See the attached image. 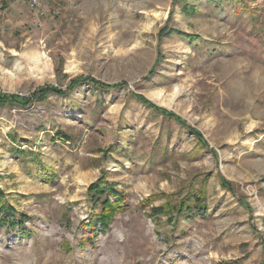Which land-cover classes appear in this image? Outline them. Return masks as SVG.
I'll use <instances>...</instances> for the list:
<instances>
[{
	"label": "rangeland",
	"instance_id": "1",
	"mask_svg": "<svg viewBox=\"0 0 264 264\" xmlns=\"http://www.w3.org/2000/svg\"><path fill=\"white\" fill-rule=\"evenodd\" d=\"M41 3L0 0V264H264V0Z\"/></svg>",
	"mask_w": 264,
	"mask_h": 264
},
{
	"label": "trees",
	"instance_id": "2",
	"mask_svg": "<svg viewBox=\"0 0 264 264\" xmlns=\"http://www.w3.org/2000/svg\"><path fill=\"white\" fill-rule=\"evenodd\" d=\"M79 80L80 79H74V80H72L70 82L69 86H68L69 90L74 89V87L78 84ZM90 84H93V85L95 84L96 86H98L102 90L115 89L116 87L119 86V85H113V86H111V85H103L101 83L94 82V81H90ZM48 93L63 94L59 90H55V89H44V90H40L38 93H36L35 94V97H39V96L45 97L46 95H48ZM134 98L137 101L141 102L148 109L153 110L154 112H157V113L163 115L164 117H166L168 119H172V120L179 121V122L181 121L180 118L178 116H176L175 114L170 113V112H168V111H166L164 109L157 108L154 105L150 104L149 102L143 100L139 96H135L134 95ZM29 102H30L29 99L27 100V99L21 98L18 95H14V96H2V97H0V105L6 104V103H10V104H17V105H23L24 106V105L29 104ZM181 125L182 126H185V123L182 122ZM191 132H192L193 135L201 138V135L197 131L191 129ZM101 182L102 181H100V183H99L100 185L98 184L96 186H91L90 187V192L91 193L92 192H95L99 196H102L105 193L109 192L110 194H112L113 197L118 198L119 201H121V195L117 191H115V190L113 191V187L111 185L110 186H108V185H105L104 186ZM193 204H194L195 211L198 212L199 215L200 214H203V213L205 214L204 207L201 205V200L198 197H194ZM110 205H111V203L109 201H107V200L104 201V203L102 204V206H106L105 208H107V209H108V207H110ZM112 209L115 210V211L116 210H118V211L120 210L121 211V206L119 208L114 207ZM173 210H175V208H173ZM2 211H7L8 212V208L7 207H4V206H0V212H2ZM176 211H177V213H182L183 211L191 212V207L188 205V201L185 202V203L182 202L178 206V208L176 209ZM102 218H103V216H102ZM5 219H6V221L8 223H10L7 218H5ZM5 219L0 218V225L5 221ZM106 220H107V218L99 219L98 223H96V224L97 225H100L103 229H106L108 227V224H109V222H106ZM13 223H14V221H13Z\"/></svg>",
	"mask_w": 264,
	"mask_h": 264
},
{
	"label": "built area",
	"instance_id": "3",
	"mask_svg": "<svg viewBox=\"0 0 264 264\" xmlns=\"http://www.w3.org/2000/svg\"><path fill=\"white\" fill-rule=\"evenodd\" d=\"M28 7L34 11H41L42 3L41 0H27ZM42 16V13L40 14Z\"/></svg>",
	"mask_w": 264,
	"mask_h": 264
}]
</instances>
